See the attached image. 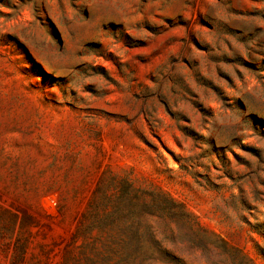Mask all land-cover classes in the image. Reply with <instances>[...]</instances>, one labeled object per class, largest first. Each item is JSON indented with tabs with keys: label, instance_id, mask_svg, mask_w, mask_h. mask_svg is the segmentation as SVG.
<instances>
[{
	"label": "rangeland",
	"instance_id": "1",
	"mask_svg": "<svg viewBox=\"0 0 264 264\" xmlns=\"http://www.w3.org/2000/svg\"><path fill=\"white\" fill-rule=\"evenodd\" d=\"M0 264H264V0H0Z\"/></svg>",
	"mask_w": 264,
	"mask_h": 264
}]
</instances>
